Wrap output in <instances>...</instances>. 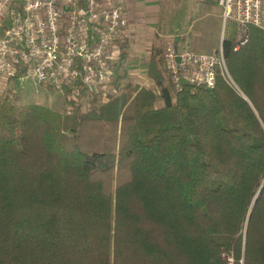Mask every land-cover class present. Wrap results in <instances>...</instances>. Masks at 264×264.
Wrapping results in <instances>:
<instances>
[{"label":"trees","instance_id":"16d2710c","mask_svg":"<svg viewBox=\"0 0 264 264\" xmlns=\"http://www.w3.org/2000/svg\"><path fill=\"white\" fill-rule=\"evenodd\" d=\"M224 26L211 87L177 90L155 43L153 86L0 93V264H264V30Z\"/></svg>","mask_w":264,"mask_h":264},{"label":"built area","instance_id":"2783aa9c","mask_svg":"<svg viewBox=\"0 0 264 264\" xmlns=\"http://www.w3.org/2000/svg\"><path fill=\"white\" fill-rule=\"evenodd\" d=\"M224 23L264 30V0H218ZM126 0H0V77L17 75L56 90L101 91L108 98L112 49L129 26ZM248 41L240 39L235 49ZM177 90L185 78L193 86L215 84L218 71L229 77L222 47L213 53L179 49L173 40L164 53ZM179 57V59H178Z\"/></svg>","mask_w":264,"mask_h":264},{"label":"rangeland","instance_id":"374dc122","mask_svg":"<svg viewBox=\"0 0 264 264\" xmlns=\"http://www.w3.org/2000/svg\"><path fill=\"white\" fill-rule=\"evenodd\" d=\"M161 2V25L169 27L172 31L175 29L191 31L188 34L189 48L199 49L201 47L204 52H209L219 42L221 45L225 23L224 18L220 17L222 6L216 0H161ZM197 30H200L201 35L193 34ZM173 37H168L162 43L164 53L167 42L173 40ZM182 46L188 47L181 43ZM113 60L115 62L117 56L113 57L111 64L114 63ZM139 66L142 67L140 63ZM121 80L123 82L134 80L153 86L152 80H147L146 77L138 74L124 75ZM2 82L5 89L1 91V94H7L12 101L17 103H40L59 107L58 104L62 101L60 91L44 86L42 83H36L30 78L11 79L10 81L3 79ZM156 103L159 105V100Z\"/></svg>","mask_w":264,"mask_h":264},{"label":"crops","instance_id":"0c3cea01","mask_svg":"<svg viewBox=\"0 0 264 264\" xmlns=\"http://www.w3.org/2000/svg\"><path fill=\"white\" fill-rule=\"evenodd\" d=\"M216 2L218 3V0H216ZM161 4V0H126V10L130 24L125 30L124 37L117 40L112 49L113 57L117 56V60L115 62L113 60L114 63L111 65L114 76L138 74L142 77H146L148 80L147 62L151 57L153 45L155 43L162 45L164 40L168 37L178 36V40L181 38L179 48H189L188 34L191 31H180L178 29L172 31L169 27L161 25ZM220 17L223 18L222 12L220 13ZM193 34L201 35V32L197 30L194 31ZM181 43L188 47H181ZM219 44L220 42L209 52L206 51V53L216 52L219 49ZM191 50L195 52H204L201 47ZM139 63L142 67L139 66ZM11 79L21 80L23 78L18 75L10 78L8 81ZM2 80L3 79L0 80V93L5 89ZM43 85L45 86V84ZM60 93L62 101L58 104L60 105L59 107L64 105V96L61 91Z\"/></svg>","mask_w":264,"mask_h":264},{"label":"water","instance_id":"95a60500","mask_svg":"<svg viewBox=\"0 0 264 264\" xmlns=\"http://www.w3.org/2000/svg\"><path fill=\"white\" fill-rule=\"evenodd\" d=\"M177 40H178V36H176V41H177ZM178 59H179V57H178ZM182 83H183V84H187V80H186L185 78H183V79H182Z\"/></svg>","mask_w":264,"mask_h":264}]
</instances>
